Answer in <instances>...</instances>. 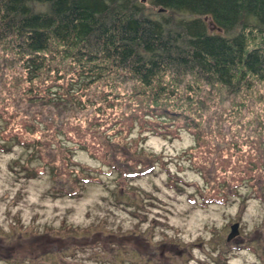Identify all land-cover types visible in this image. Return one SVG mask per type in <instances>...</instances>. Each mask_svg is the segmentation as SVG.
<instances>
[{"label":"rangeland","instance_id":"rangeland-1","mask_svg":"<svg viewBox=\"0 0 264 264\" xmlns=\"http://www.w3.org/2000/svg\"><path fill=\"white\" fill-rule=\"evenodd\" d=\"M1 47L0 264H264V82L191 113L131 81L73 89L60 53L30 84Z\"/></svg>","mask_w":264,"mask_h":264},{"label":"trees","instance_id":"trees-1","mask_svg":"<svg viewBox=\"0 0 264 264\" xmlns=\"http://www.w3.org/2000/svg\"><path fill=\"white\" fill-rule=\"evenodd\" d=\"M0 46L30 84L60 53L79 66L73 89L131 81L142 94H180L192 113L202 100L196 90L218 85L236 97L245 83L264 82V0H0ZM261 117L254 124L264 130ZM217 160L215 170L225 167ZM236 187L225 189L226 200L213 195V204H226Z\"/></svg>","mask_w":264,"mask_h":264},{"label":"water","instance_id":"water-1","mask_svg":"<svg viewBox=\"0 0 264 264\" xmlns=\"http://www.w3.org/2000/svg\"><path fill=\"white\" fill-rule=\"evenodd\" d=\"M237 228H238V224L234 225L232 227V234L229 236V240L232 239V237H234L237 234Z\"/></svg>","mask_w":264,"mask_h":264}]
</instances>
